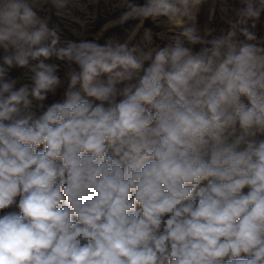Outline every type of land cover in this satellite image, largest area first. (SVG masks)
<instances>
[{
	"label": "clouds",
	"instance_id": "9594fccd",
	"mask_svg": "<svg viewBox=\"0 0 264 264\" xmlns=\"http://www.w3.org/2000/svg\"><path fill=\"white\" fill-rule=\"evenodd\" d=\"M205 2L120 0L157 44L0 0V264H264V0Z\"/></svg>",
	"mask_w": 264,
	"mask_h": 264
},
{
	"label": "rangeland",
	"instance_id": "374dc122",
	"mask_svg": "<svg viewBox=\"0 0 264 264\" xmlns=\"http://www.w3.org/2000/svg\"><path fill=\"white\" fill-rule=\"evenodd\" d=\"M139 2V0H138ZM212 9L206 11L204 6L209 4ZM120 0H69V7L57 14L46 0H39L38 7L42 14H50L51 26L57 28L62 36L68 39H77L93 34L124 38L135 36L140 42L146 30L151 29L154 42L159 44L165 39L163 29L150 21L140 22L129 20L125 24L115 23L121 12ZM240 0H206L199 17L198 24L201 30H219L236 18ZM255 31L264 37V17L257 23ZM13 75H20L14 72Z\"/></svg>",
	"mask_w": 264,
	"mask_h": 264
},
{
	"label": "crops",
	"instance_id": "0c3cea01",
	"mask_svg": "<svg viewBox=\"0 0 264 264\" xmlns=\"http://www.w3.org/2000/svg\"><path fill=\"white\" fill-rule=\"evenodd\" d=\"M211 3L209 2V4H206L205 6H204V9L206 10V11H209L210 9H212V6L210 5Z\"/></svg>",
	"mask_w": 264,
	"mask_h": 264
}]
</instances>
